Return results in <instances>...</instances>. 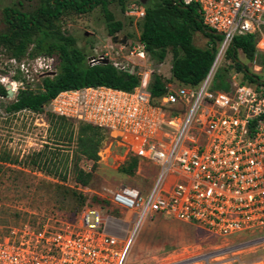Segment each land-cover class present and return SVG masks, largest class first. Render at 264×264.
Returning a JSON list of instances; mask_svg holds the SVG:
<instances>
[{
    "label": "built area",
    "instance_id": "1",
    "mask_svg": "<svg viewBox=\"0 0 264 264\" xmlns=\"http://www.w3.org/2000/svg\"><path fill=\"white\" fill-rule=\"evenodd\" d=\"M181 1L199 3L204 25L223 37L198 86L182 85L153 98L152 79L140 69L150 55L138 40L122 45L127 46L123 61L113 62L118 70L141 77L133 91L84 87L60 92L47 106L56 116L107 132L110 140L100 148L98 164L117 170L137 158L139 170L141 161L153 166L157 174L151 187L145 192L132 186L93 190L74 179L72 187L85 197L82 210L71 221L25 224L1 235L0 264H126L144 222L160 215L221 238L264 229V83H233L231 92L214 89L235 37L257 36V49L264 54V0ZM126 14L142 20L146 8L132 2ZM20 69L29 72L24 61ZM0 83L16 93L24 89L8 76ZM87 163L83 169L93 172ZM108 210L128 212L131 220L107 215ZM119 222L128 224L122 234ZM254 264H264V257Z\"/></svg>",
    "mask_w": 264,
    "mask_h": 264
},
{
    "label": "rangeland",
    "instance_id": "2",
    "mask_svg": "<svg viewBox=\"0 0 264 264\" xmlns=\"http://www.w3.org/2000/svg\"><path fill=\"white\" fill-rule=\"evenodd\" d=\"M146 1L137 3L146 8L152 0ZM40 4L41 0H0V34L7 31L3 14L6 7L33 12ZM110 10L124 25L116 35L117 43L108 34L106 18L100 7L89 14H72L63 19L64 30L78 39V45L86 52L90 63L95 59L112 63L123 61L127 46L122 47L120 41L126 37L128 42L125 45H130L139 40V20L129 17L127 9L123 11L117 3H112ZM194 40L195 45L201 48L208 42L201 33H197ZM33 50L34 46H31L23 58H16L18 63L14 65L11 53L0 48V78L8 76L12 82L17 80L21 88L39 91L43 78L57 72L59 59L57 56L34 55ZM258 54L255 60L248 61L240 52L239 60L264 82V54L259 51ZM23 61L27 64L28 73L21 72ZM172 61L169 51L164 63L148 57L140 69L147 71L151 79L154 74L163 76L169 88L177 90L181 85L172 78ZM45 66H50V69ZM225 66L233 68V63L226 56L221 61V67ZM230 78L232 84L243 82V74L234 69L230 71ZM6 89L8 92V86ZM17 94L14 98H0V236L25 224L38 226L49 221L57 225L59 220L74 219L73 212L78 209L79 198L73 192L82 194L72 187L73 168L78 159L82 168H88V163L78 158L77 152L78 127L83 122H63L59 129L60 122L50 116L47 106L41 113H11L7 107ZM72 131L75 133L69 142ZM121 169L98 164L90 186L93 190L104 186L112 189L132 186L145 192L157 174L153 166L142 161L140 170L134 175L124 174ZM106 214L127 222L131 220L128 212L119 214L116 210H108ZM119 225L118 233L122 234L121 229L127 228L128 224L119 222ZM263 257L264 229L221 238L195 224L160 215L144 222L126 264H164L168 260L176 264H191L197 260L202 261L199 264H254Z\"/></svg>",
    "mask_w": 264,
    "mask_h": 264
},
{
    "label": "trees",
    "instance_id": "3",
    "mask_svg": "<svg viewBox=\"0 0 264 264\" xmlns=\"http://www.w3.org/2000/svg\"><path fill=\"white\" fill-rule=\"evenodd\" d=\"M137 1L139 0H41V4L33 12L6 7L3 14L7 31L0 34V48L11 53L12 57L20 59L34 46V55L57 56L59 59L57 72L54 76L43 78L39 91L20 89L7 110L11 113L25 110L41 113L60 92L84 87L108 86L133 91L140 84L141 77L118 70L112 62L99 61L92 65L86 52L78 45V39L64 30L63 19L72 14H89L100 7L106 18L108 34L115 37L124 29V25L116 20L110 5L117 3L125 11L132 2ZM138 25L139 40L146 46L154 61L164 63L168 52L171 51L172 78L181 86L195 87L205 79L223 40L221 35L210 32L217 33L216 31L204 25L197 2L186 5L181 0H152L146 6L145 18L139 20ZM197 33L207 38L206 47L195 45ZM240 52L248 61L255 60L259 55L257 36L235 37L226 58L233 63L232 69L243 74L242 84L258 86L264 83L239 60ZM232 69L226 66L219 68L214 80L215 90L231 92ZM149 89L155 99L170 91L164 77L158 74L153 75ZM7 96V89L0 84V98ZM50 116L60 122L59 129L63 122L70 121L52 113ZM74 133L75 131L70 133L69 142H72ZM77 136L78 158L91 163L94 172L99 161L98 152L102 145L110 140L109 135L100 127L82 123L78 127ZM138 168L139 159L131 158L121 170L124 174L134 175ZM93 172H86L80 166L79 159L75 162L74 179L82 186L91 185ZM73 193L79 198L78 209L73 212L76 216L85 204V197L75 190ZM95 202L99 200L95 199Z\"/></svg>",
    "mask_w": 264,
    "mask_h": 264
},
{
    "label": "water",
    "instance_id": "4",
    "mask_svg": "<svg viewBox=\"0 0 264 264\" xmlns=\"http://www.w3.org/2000/svg\"><path fill=\"white\" fill-rule=\"evenodd\" d=\"M145 2H147L146 0H144V3ZM211 33H214V34H217V35H221L220 33H215V32H213V31H210ZM114 42H118V37L117 36H115L114 37ZM127 42H128V39L125 37L123 40H121L120 41V43L122 44V45H125V44H127ZM104 62H106V63H109V61L108 60H105V59H102ZM55 75V74H54ZM15 95H16V92H14V91H12L11 90V86H8V97L9 98H14L15 97Z\"/></svg>",
    "mask_w": 264,
    "mask_h": 264
}]
</instances>
